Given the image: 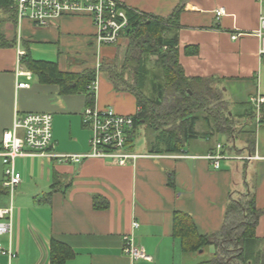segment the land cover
<instances>
[{"label":"crops","instance_id":"crops-1","mask_svg":"<svg viewBox=\"0 0 264 264\" xmlns=\"http://www.w3.org/2000/svg\"><path fill=\"white\" fill-rule=\"evenodd\" d=\"M119 1L160 18H168L183 3L179 28L168 37L178 38L179 61L187 77L214 78L215 87L224 92L235 136L201 122L200 138L187 143L181 153L151 154L150 149L133 147L129 152L135 158L124 165L98 158L78 163L57 157L18 158L15 166L22 180L13 193L3 186L5 167L0 159V211L13 206L11 233L0 236V242L18 255L11 262L0 255V264H50L55 241L75 255L66 264H205L214 259L216 248L184 252L182 239L174 235L176 215L188 216L198 235L217 234L230 199L245 191L255 195L256 207L263 211L256 236L264 239V124L254 119V126L247 109L254 107L253 97L264 96L263 39L258 35L264 0ZM218 10L224 11L220 17ZM20 53L21 59L28 54L34 61L57 64L62 72L80 74L98 71L118 50L98 44L88 15L65 16L39 28L29 21L18 23L14 10L0 6V140L16 118L48 113L53 115V153L89 154L92 133L82 120L86 95H62L59 86L41 84L19 62ZM21 83L29 87L19 88ZM94 92L98 110L112 108L126 116L138 112L135 96L117 92L101 72ZM154 140L155 135L151 143ZM212 141L216 144L209 147ZM217 153L227 157L219 169L207 158ZM249 156L253 159L247 160ZM95 197L107 201V208L96 209ZM7 222L8 216L0 218V223ZM128 235L151 260L125 254Z\"/></svg>","mask_w":264,"mask_h":264},{"label":"trees","instance_id":"trees-1","mask_svg":"<svg viewBox=\"0 0 264 264\" xmlns=\"http://www.w3.org/2000/svg\"><path fill=\"white\" fill-rule=\"evenodd\" d=\"M182 4L168 18L126 8L129 26L123 44L118 46L115 58L102 61L98 71L66 73L60 71L57 64L34 61L28 54L21 63L41 84L59 86L62 95L85 94L87 107L95 106V92L89 86L97 80L98 72L105 74L117 92L134 95L138 112L133 116L134 129L127 142L129 150L134 147L132 142L139 127L155 134L151 154L181 153L187 143L200 138L197 125L201 122L220 134L234 137L235 123L224 92L215 87L214 78L187 77L179 61L178 38L168 37L179 28ZM0 6L12 9L13 1L0 0ZM189 52L198 53L191 49ZM248 117L256 120V112L251 110ZM261 124H264V104ZM107 206L103 198H94L96 209ZM262 213L256 207L253 193H240L238 198L230 199L219 233L198 235L188 216L176 215L174 235L182 239L186 253L195 254L215 247L214 259L205 264H264V239L256 236ZM74 256L67 245L57 241L51 243L50 264H66Z\"/></svg>","mask_w":264,"mask_h":264},{"label":"built area","instance_id":"built-area-1","mask_svg":"<svg viewBox=\"0 0 264 264\" xmlns=\"http://www.w3.org/2000/svg\"><path fill=\"white\" fill-rule=\"evenodd\" d=\"M12 9L16 12L18 23L29 21L34 26L46 28L57 20L70 15H88L97 29V41L102 46H116L123 40L129 26L126 7L119 0H12ZM224 14L218 10V17ZM258 35L263 39L260 50L264 62V15L261 17V30ZM237 39V36L232 37ZM21 53L19 62L21 63ZM18 76L23 75L18 72ZM30 79L31 73L27 74ZM97 80L89 86L96 90ZM29 87L27 83L19 84V88ZM255 108L256 122L260 125L261 107L264 96L258 95L250 101ZM83 124L92 133L91 152L87 155H55L53 153V115L48 113H27L16 118L12 129L5 131L0 140V159L5 167L3 186L13 193L20 185L22 177L16 171V160L27 156L57 157L60 162H81L84 159H107L124 165L135 156L129 152L127 142L134 129V117L119 115L112 108L98 110L87 107L82 115ZM222 147L219 145L218 149ZM214 162V168L219 169L220 161L227 157L217 153L207 157ZM253 159L252 156L246 158ZM13 206L0 211V218L8 216L9 222L0 223V236L11 233ZM137 229L139 224L133 223ZM124 252L133 260L151 258L143 248L134 245L131 236L124 238ZM0 255L7 256L9 261L17 258V253L11 247L5 248L0 242Z\"/></svg>","mask_w":264,"mask_h":264},{"label":"rangeland","instance_id":"rangeland-1","mask_svg":"<svg viewBox=\"0 0 264 264\" xmlns=\"http://www.w3.org/2000/svg\"><path fill=\"white\" fill-rule=\"evenodd\" d=\"M123 44V40L120 42L119 45L116 46H109L111 51H115L118 50V46H121ZM104 74V73H103ZM105 76V74H104ZM106 77V76H105ZM107 78V77H106ZM108 79V78H107ZM109 80V79H108ZM110 81V80H109ZM111 82V81H110ZM113 85V84H112ZM114 86V85H113ZM248 112H251V110L255 111V108L253 106H247ZM251 123V122H250ZM252 123L254 126H256L257 124L254 122V120H252ZM252 124H250V127L253 126ZM88 129V128H85ZM89 130V129H88ZM90 131V130H89ZM154 133L152 131H147L142 127H139L138 129V135L137 137L134 139V141L132 142V145L134 146V148H140L144 151H147L148 149H151V142L154 138ZM250 137V136H249ZM251 138V137H250ZM223 142V140L221 141ZM216 142H210L209 147H212L213 145H215ZM225 144V142L223 143ZM246 163L243 164V168H245ZM249 184H252L251 181H249ZM246 192V191H245Z\"/></svg>","mask_w":264,"mask_h":264}]
</instances>
